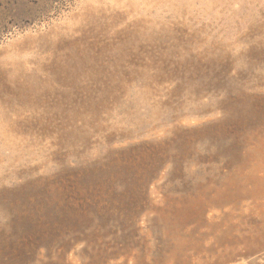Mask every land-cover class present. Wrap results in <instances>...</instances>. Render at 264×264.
Segmentation results:
<instances>
[{"label": "rangeland", "instance_id": "374dc122", "mask_svg": "<svg viewBox=\"0 0 264 264\" xmlns=\"http://www.w3.org/2000/svg\"><path fill=\"white\" fill-rule=\"evenodd\" d=\"M0 264H264V0H0Z\"/></svg>", "mask_w": 264, "mask_h": 264}]
</instances>
